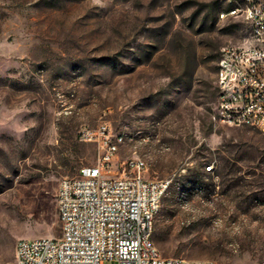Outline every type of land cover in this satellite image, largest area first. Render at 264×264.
Listing matches in <instances>:
<instances>
[{
	"label": "rangeland",
	"instance_id": "1",
	"mask_svg": "<svg viewBox=\"0 0 264 264\" xmlns=\"http://www.w3.org/2000/svg\"><path fill=\"white\" fill-rule=\"evenodd\" d=\"M231 6L0 0V264L20 238L61 236L60 182L100 156L83 126L124 136L118 168L139 157L170 180L152 234L163 257L264 264V133L217 116L222 49L251 35L221 17Z\"/></svg>",
	"mask_w": 264,
	"mask_h": 264
},
{
	"label": "built area",
	"instance_id": "2",
	"mask_svg": "<svg viewBox=\"0 0 264 264\" xmlns=\"http://www.w3.org/2000/svg\"><path fill=\"white\" fill-rule=\"evenodd\" d=\"M251 10L255 17L250 28H259L260 38L250 35L242 42V50L221 52L219 59L227 64V72H221L218 81L226 82V90L219 92L217 116L219 111H229V118L219 120L241 118L239 126H253L264 133V59L258 49V41H264V1L253 0ZM234 11L240 13L239 8ZM232 60L241 62L243 82H236V73H230ZM230 91L243 95V109L235 108ZM79 136L97 143L100 156L76 176L62 179L58 190L64 201L61 236L19 239L18 259L12 264H192L163 257L152 248V207H160L161 191L170 180L139 176L144 166L134 160L131 172L118 168L119 148L108 126H83Z\"/></svg>",
	"mask_w": 264,
	"mask_h": 264
},
{
	"label": "bare ground",
	"instance_id": "3",
	"mask_svg": "<svg viewBox=\"0 0 264 264\" xmlns=\"http://www.w3.org/2000/svg\"><path fill=\"white\" fill-rule=\"evenodd\" d=\"M229 1L232 3V6L227 10L228 13L221 12L220 14L221 17L222 18H226L230 16L242 17L249 23L250 27H253V19L255 17V10H251V7H253V0H229ZM235 8H239L240 13L239 11H234ZM251 37L260 38L259 28H251ZM230 49L242 50V43L241 44H229L223 47L222 52H227ZM258 49H262V57L264 59V41H258ZM240 70H241V62L239 60H232V63H230V73H236V82H243V73H240ZM221 72H227V64H222V60L219 59L217 81L220 80ZM218 87H219V92H225L226 82L218 81ZM230 101L235 102L236 109H243V95H241L240 92L230 91ZM219 118H229V111H219ZM226 124L233 125V126L241 125V118H231L229 121L226 122ZM123 139H124L123 135L116 136L115 147L119 148V142L122 141ZM133 160L142 163V166H144V168H139V176H145L144 172L147 169V162L145 159L139 158V157H130L125 162L123 172L132 171ZM214 168L215 167H208V165L206 166V170L209 172L213 171ZM61 183H62V180L60 184ZM167 188L168 186L163 187L161 191V198L166 192ZM58 200H59V217L62 223L63 215H60V213L64 211V201H62V196H58ZM159 208L160 207H152V211H151L152 226L154 225L155 214L158 212ZM20 239H28V238H20ZM152 248L155 251V253H160L158 248L154 245L153 242H152ZM17 259H18V245L16 244V257L14 261H17ZM175 259H177L179 262L192 263V264H213L215 263V260H191V259L180 258V257H175ZM217 264H221V263L217 262Z\"/></svg>",
	"mask_w": 264,
	"mask_h": 264
},
{
	"label": "trees",
	"instance_id": "4",
	"mask_svg": "<svg viewBox=\"0 0 264 264\" xmlns=\"http://www.w3.org/2000/svg\"><path fill=\"white\" fill-rule=\"evenodd\" d=\"M219 88V87H218Z\"/></svg>",
	"mask_w": 264,
	"mask_h": 264
}]
</instances>
